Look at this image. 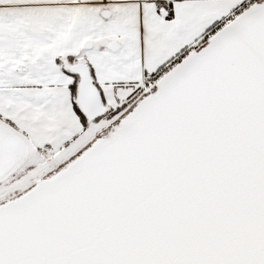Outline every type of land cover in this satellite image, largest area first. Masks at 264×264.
Masks as SVG:
<instances>
[{"label":"snow or ice","instance_id":"6c2138e0","mask_svg":"<svg viewBox=\"0 0 264 264\" xmlns=\"http://www.w3.org/2000/svg\"><path fill=\"white\" fill-rule=\"evenodd\" d=\"M0 264H264V0H0Z\"/></svg>","mask_w":264,"mask_h":264}]
</instances>
